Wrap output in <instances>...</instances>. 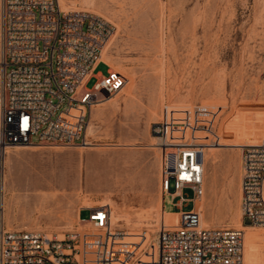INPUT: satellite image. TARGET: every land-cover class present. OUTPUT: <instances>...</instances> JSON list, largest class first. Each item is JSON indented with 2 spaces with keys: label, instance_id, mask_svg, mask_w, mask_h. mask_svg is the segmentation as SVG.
<instances>
[{
  "label": "rangeland",
  "instance_id": "obj_1",
  "mask_svg": "<svg viewBox=\"0 0 264 264\" xmlns=\"http://www.w3.org/2000/svg\"><path fill=\"white\" fill-rule=\"evenodd\" d=\"M58 1L107 23L112 35L95 71L117 72L126 83L92 107L84 135L97 147L7 150L5 229L61 235L77 228L87 203L104 201L127 219L112 225L123 233L155 218L158 225L160 199L161 210L178 211L177 199L163 197L161 143L150 131L165 107L199 114L192 144L205 157L196 203L206 210L202 227L248 226L239 202L241 148L264 143V0ZM182 195L188 212L192 191ZM253 230L264 250V227Z\"/></svg>",
  "mask_w": 264,
  "mask_h": 264
},
{
  "label": "built area",
  "instance_id": "obj_2",
  "mask_svg": "<svg viewBox=\"0 0 264 264\" xmlns=\"http://www.w3.org/2000/svg\"><path fill=\"white\" fill-rule=\"evenodd\" d=\"M111 35L99 17L63 11L58 0H0V264H244L243 231L202 227L194 212L204 193L200 146L192 144L199 114L166 107L150 131L161 143L163 197L177 199L176 226L160 223L148 241L144 231L137 243H122L102 206L81 208L77 228L61 235L5 229L7 150L86 147L91 107L124 87L121 74L95 71ZM185 188L193 194L188 212ZM239 190L241 218L264 227V143L241 148Z\"/></svg>",
  "mask_w": 264,
  "mask_h": 264
},
{
  "label": "bare ground",
  "instance_id": "obj_3",
  "mask_svg": "<svg viewBox=\"0 0 264 264\" xmlns=\"http://www.w3.org/2000/svg\"><path fill=\"white\" fill-rule=\"evenodd\" d=\"M58 3H59V1H58ZM59 6H60V4H59ZM60 8L63 11L71 10V9H63L61 6H60ZM104 49H105V47L102 49V51ZM102 51H101L102 55H100L101 58L104 56V53ZM98 62H99V60H98ZM98 62H97V64H98ZM116 94L117 93L112 94V95H116ZM110 96L111 95H108V96L104 97L103 100L100 101V103H102L104 101H105V103H108L110 101ZM91 110H92V107L90 109V112H91ZM90 112H89V115H90ZM71 113L74 114V112H71ZM95 113H93V116H94ZM88 123H89V120L87 121L86 129L90 128V126H91ZM246 146H248V145H246ZM94 147H97V145L90 143V144H87V146H86V148H94ZM199 151H200V153L202 155V162H203V166H204L205 157H204V154H203V149L199 148ZM199 200L195 201V203H194V212L199 214L200 224L202 226V225H204V223L202 221L201 212L206 211V210H204V208L202 207L201 203L196 204L197 202H199ZM161 204H162V200L160 199V201L158 203V209H157L158 215L160 214V217H161L160 223H163L165 226H176L178 224V214H167V213H164L163 210H161ZM87 206L88 207H83V208L102 207V206L109 207L111 225H114V224L122 221V219L124 218L123 215L117 209H115L112 205H110V202H106V201L101 202V203L99 202V204H95L94 206H92L90 203H87ZM124 219L127 221L126 218H124ZM141 225H142V223L138 221V222H136V224H134V227L139 228V227H141ZM158 225H157V219L155 218L153 220V222H151V223L149 222V223L143 224L144 227L140 231H137L138 233L137 232L125 231L124 234H123L124 235V239L121 242L122 243H132V242L137 243L139 241V239L137 237L139 235H141L144 231L146 232V237H147V241H148V239L151 237V233L155 232V230L158 227ZM205 226H208V225H205ZM238 226H239V230L243 231V262H244V264H264V250H261V246H260L261 244H259L261 237H260L259 233L257 234L253 230V229H259V228H254V227H250V226L243 227L242 224L240 223V221H239Z\"/></svg>",
  "mask_w": 264,
  "mask_h": 264
},
{
  "label": "crops",
  "instance_id": "obj_4",
  "mask_svg": "<svg viewBox=\"0 0 264 264\" xmlns=\"http://www.w3.org/2000/svg\"><path fill=\"white\" fill-rule=\"evenodd\" d=\"M212 187H214L213 184H212ZM162 208H163V202H162V204H161V209H162ZM163 212H164V213H167V214H176V213H177V211H176V212H165L164 210H163ZM241 220H242V222H243L244 219L241 218Z\"/></svg>",
  "mask_w": 264,
  "mask_h": 264
}]
</instances>
